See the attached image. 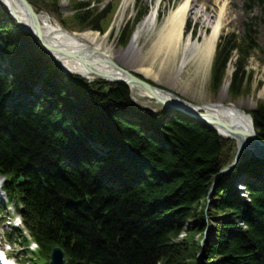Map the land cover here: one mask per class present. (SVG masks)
Segmentation results:
<instances>
[{"label":"trees","instance_id":"obj_1","mask_svg":"<svg viewBox=\"0 0 264 264\" xmlns=\"http://www.w3.org/2000/svg\"><path fill=\"white\" fill-rule=\"evenodd\" d=\"M253 5H264V0H245V11L253 10ZM145 15L138 13L126 32L123 30L121 44L127 43L133 27ZM85 17L79 14L74 20L81 24ZM253 21L245 24L244 42L252 43L256 36ZM88 24L100 30L98 24ZM233 48L229 39L217 44L213 62L217 77L223 75ZM236 48L240 54L241 45ZM3 57L11 70L0 69V170L16 174L33 167L41 171V176L30 177L35 184L42 177L46 183L30 199L29 209L42 213L40 234L64 248L69 264H175L176 240L185 223L191 222V227L203 233L207 230L204 220L216 213L228 214L230 220L218 230L217 240L213 237L205 242L204 260L264 264V187L250 189L247 185L248 200H242L233 187L244 169L260 176L261 163L219 174L229 159L223 162L221 138L206 127L184 119H173L161 127L154 121L151 123L162 136L157 139L120 121L118 110L130 105L127 87L65 77L39 41L24 33L0 6V59ZM237 64L229 87L232 95L243 84L241 64ZM63 80L71 84L64 85ZM29 82H42L45 97L41 94L37 101H21L12 107L11 96L28 89ZM105 88L109 90L106 95L102 93ZM250 114L256 134L264 140V106ZM95 125L98 133H105L104 128L118 131L114 139L124 141L121 155L79 157L87 154L81 150L87 148L89 138H96ZM102 137L98 134L96 139ZM65 158L77 159V167L65 166ZM112 170L122 171L114 183L105 177ZM216 196V205L208 202Z\"/></svg>","mask_w":264,"mask_h":264},{"label":"rangeland","instance_id":"obj_2","mask_svg":"<svg viewBox=\"0 0 264 264\" xmlns=\"http://www.w3.org/2000/svg\"><path fill=\"white\" fill-rule=\"evenodd\" d=\"M184 1L185 0H33V3L29 2V4L37 15L45 14L49 16L54 24L66 32L72 34H80L87 31L92 32L96 37V43L101 45V47L112 56L116 64L122 68H127L131 74L152 85V79L144 77L139 72L140 66L143 65L141 61L142 59H146L151 53L152 44L156 38V32L162 25L165 17L177 9ZM225 1L226 0H218V2H216V0H192L185 26V37L183 39V44L180 46L181 50H179L177 62L174 63L171 56H169L171 57L169 61L166 55L160 56L159 61L162 60L165 63V67L161 69L156 61L154 62V72L158 73L161 79H165V84L161 82H154L155 84H153L158 86L161 90L174 94V97L178 99L180 97V99L186 103H190L192 108L195 105L201 107L211 104H224L225 106L236 104L242 112L246 111L244 113L248 114L252 113L257 106H264V5H253V10L249 7L248 9L250 10L245 11V0H229L225 9L226 13L222 23L219 42L220 39H222L223 42L229 39L234 48L230 52L229 60L221 77L216 76L213 67L215 55L210 66L208 67L207 65L206 70L197 66L200 61L193 59L198 47H200L203 41L210 35L218 13L224 8ZM0 6H3L1 2ZM153 9H156L155 26L151 28H147L146 26L142 27L143 19ZM140 12L146 15L133 27L132 34L127 43L124 45L121 44L120 40L125 35V33L122 35L123 30L126 32L129 24H133V20ZM83 13L86 15V20H80L81 24H78L74 20V16ZM100 17H104L102 21H99ZM251 18L254 19L252 31L255 30L254 33L256 36L252 43H248L244 42L243 38L246 31L245 24ZM91 22H93V24H98L100 30L88 27V23ZM138 29H140L138 31L139 42L130 47V40ZM238 45H241L240 54L238 53V48H236ZM8 62L9 60L4 57L0 59V69L6 72H8L6 69L11 70ZM237 62L241 64L242 68L240 74L243 77L242 87L236 95H232L229 89L227 92H222L221 90L224 84L228 85V88L230 87L232 74L238 65ZM55 65L59 68V72H62L63 68L57 63H55ZM52 68L55 69L54 66H52ZM40 73H43V71L41 70ZM75 76L82 79V81L87 84H105L103 80L98 81V79L94 77L93 81L89 83L87 81L88 78L80 75ZM214 78H217L216 80L219 83L215 82ZM166 82H168V84H166ZM39 83L42 84V82ZM117 84L127 87L130 92V105L124 107L125 109H119V112L123 114L121 117L125 119H120V121L138 126L139 129L142 130L140 132H144L146 136L156 137L157 139L159 137L161 138L162 136L157 132V130L160 129L158 127L156 128L151 122H158V125L161 127L173 119H184L189 123L200 124L218 135L216 130L199 118L194 116L189 118V116L182 115L175 109H164V106L154 98L150 96L149 98L139 92L143 89H130V86L126 84L119 82H117ZM15 92L17 93L18 91ZM34 93L39 92L36 90ZM42 97H45V94H43ZM28 101H33V99L29 97ZM126 108L131 110L130 113H126ZM96 128L97 125H95L93 129L94 137L97 138L98 134H102L103 137L97 141L93 140V143L88 141L86 145L87 148L81 150L82 154H87L79 157L87 159L88 157H92L91 154H94L100 158H111L121 155L123 151L121 142L124 141L114 139L118 131L114 132L111 128L106 129L103 127L105 133H98L95 132ZM115 128L118 130L117 127ZM220 138L222 142V151L225 153L222 160L225 163L226 159H229L228 164L224 165L221 170H225L227 167L232 171L237 170L242 168V166H247V159L254 158L249 157L252 153L245 151L246 153L243 155V159L235 164L236 167L233 166V168H231L229 165H231L234 156L238 152V143L227 141L222 137ZM260 140L264 142V140ZM164 146L167 150H171L169 144H164ZM230 151L231 153L229 154ZM260 162L261 161H254V165L257 166ZM120 170H118V172ZM255 171L256 167L254 166V172ZM106 172L108 174L110 173L108 171ZM260 172V177L256 180L250 178V175L247 173L242 172L240 175L244 184L242 181H238V189L235 190H238L236 192L242 200H248V193L241 190L242 186L264 187L262 182L264 181V168L262 165L260 167ZM219 174H223V172ZM218 199L219 197L216 196L215 198L213 197L212 200L209 199L208 202L214 201L216 205ZM208 209L209 208L206 206L205 214L208 213ZM228 220H230L228 214L222 215L216 213L212 219L206 217L204 226L206 227L205 229H208L207 234H209L210 231L209 237H214L217 240L218 230H220L222 224L226 223ZM231 221L234 225H238V222L234 219ZM191 226V222H186L185 227L176 240L179 253L175 258V264H197L198 262H200V264L217 263H209L204 260L205 251L203 252L202 250L206 243L202 246V239H204L205 235H208L206 232L198 233V231ZM204 249L206 250L207 248L205 247Z\"/></svg>","mask_w":264,"mask_h":264},{"label":"bare ground","instance_id":"obj_3","mask_svg":"<svg viewBox=\"0 0 264 264\" xmlns=\"http://www.w3.org/2000/svg\"><path fill=\"white\" fill-rule=\"evenodd\" d=\"M2 1L7 6V8H9L13 12V14L17 17L23 28L29 30L30 24L28 22V19L24 11L18 5V3L15 0H2ZM216 2H218V0H216ZM228 3L229 0H226L223 6L224 8L221 9V11L218 13V16L216 17V22L213 25L210 35L203 41L201 46L198 47L197 52L193 57V59L200 61L199 64H197V66L201 69L206 70L207 65L209 67L213 60V57L216 52L217 44L219 43L222 23L224 21V15L226 13L225 9ZM191 4H192V0H185L184 3H182L177 9H175L172 13H170L167 17H165L162 25L156 32V38L154 40V43L152 44L151 53L146 58L147 60L142 59L141 61L143 65L140 66L141 68L139 72L144 77H148L152 79L153 83L161 82L165 84V79L164 78L161 79L158 73L154 72L155 69L154 62L156 61L158 62V66L161 69L165 67V63L162 60L159 61L160 56L166 55L168 61L172 57L174 63L177 62V56L179 50H181L180 46L181 44H183V39L185 37V33H184L186 28L185 26L187 22L188 13L191 8ZM3 8L6 9L4 6ZM36 23L38 24V27L43 33L46 44H48L53 49L57 48L59 52V53L53 52L54 55L56 56L55 58H58L57 61L55 60L54 61L57 64L61 65L62 68L65 69L66 71L86 77L88 78V80H93V77L98 79V81L107 80V85L109 86H116L117 82H120L130 86L129 87L130 89L140 90V87H137L135 84H133L130 81L128 82L122 77V75H120L118 72H116L115 70H113L108 66L109 64H107L108 61L106 60V58H109L113 62L115 61L112 58V56L101 47V45L96 43L95 41L96 37L92 32L87 31L80 34H72L69 32L65 33L56 24H54V22L51 20L49 16L45 14L37 15ZM155 24H156V9H153L143 19L142 27L146 26L147 28H151L155 26ZM139 30L140 29H138L133 34L132 39L130 40V47L139 42L138 40ZM92 49L98 50L102 52V54H99L98 56L89 54L87 50L91 53L92 51L90 50ZM70 52L75 53L76 55L68 56V53ZM47 56L52 60V58L49 55ZM123 69L127 70V68H123ZM127 71L129 72V70ZM60 81L61 80H58L57 82ZM62 83L64 85L71 84V82L65 80H63ZM153 83L151 84L152 87L154 88L153 90L154 94L153 93L150 94L149 92L143 90H140L139 92L143 95H146L147 97L150 96L151 98H154L156 94L158 95V97L168 100L171 104H176L177 106H181L182 110L186 111V113L189 112L193 113L195 111L197 112V115L204 114L207 122L211 126H213V128L216 130L219 136L222 137L223 139L230 142L238 143L239 141L238 137L234 134L232 135V132H230L229 129H234L237 132H239V134L243 133L244 136L246 135L249 137L256 136V132L252 125L250 113H248L249 114L248 116L247 114L244 113L246 111L242 112V110L238 108L236 104L233 105L229 104L227 106H225L224 104H211L208 106H201V107L195 105L192 108L191 107L192 105H190V103L186 104L182 102V99H180V97L178 99L176 97L170 96L169 93L165 92L164 90H163L164 92L161 91L158 88V86L154 85L155 83L154 84ZM166 84H168V82H166ZM28 85L30 86L31 89L39 88V86L36 83L31 84V82H29L27 83V86ZM228 89H229L228 85L224 84L222 86L221 91L227 92ZM165 108L166 110L169 109L168 107L164 106V109ZM130 111L131 110L127 109L126 113H130ZM179 112L182 115L189 116V118L192 117V115L190 114H186V113L183 114L181 111ZM119 115H122V113L119 112ZM245 151L247 150H245V148L243 147L239 153L238 158L239 157L241 158L246 153ZM235 156H237V153ZM249 157H254V161H262L261 158L264 157V146L254 145V153H252V155ZM239 161L241 160H238L237 162ZM238 181H242L243 183L242 177L240 175L237 176L234 180V182H238ZM215 186H216V182L214 181V185L212 187ZM254 188L256 187L253 186L250 189H254ZM241 190H243V192H248L245 186H242Z\"/></svg>","mask_w":264,"mask_h":264},{"label":"water","instance_id":"obj_4","mask_svg":"<svg viewBox=\"0 0 264 264\" xmlns=\"http://www.w3.org/2000/svg\"><path fill=\"white\" fill-rule=\"evenodd\" d=\"M18 5L20 6V8L24 11L28 22H29V30H26L25 28H23V26L20 24L19 20L17 19V17L13 14V12L7 8V6L3 3L2 0H0V2L6 7V9L8 10V12L10 13V15L12 16L13 20H15L19 26L21 27V29L31 35H33L41 44L42 49L55 61L58 60V58H55L56 56L54 55L53 52H58L57 48H52L50 47L48 44H46V41L44 40V36L43 33L41 32L40 28L38 27V24L36 23V17L37 14L32 10L30 4L28 3L27 0H15ZM63 32H66L65 30L62 29ZM92 51L91 53L87 50V52L89 54H93L98 56L99 54H102V52L98 51V50H90ZM59 53V52H58ZM76 55L75 53H68V56H74ZM106 60L108 61L107 64H109L108 66L110 68H112L113 70H115L116 72H118L120 75H122V77L127 80L128 82H132L133 84H135L137 87H140V89H143L147 92H149L150 94L153 93L154 88L152 87V85L142 81L140 78H138L137 76H134L133 74H131V72H128L127 70H124L122 67H120L118 64H116L115 62H113L112 60H110L109 58H106ZM107 81V80H106ZM120 83V82H119ZM161 90V89H160ZM163 91V90H161ZM164 92V91H163ZM166 92V91H165ZM168 93V92H167ZM154 94V93H153ZM172 97H174V94L169 93ZM155 100L158 101L159 103L163 104L164 106L170 108V109H175L178 111H181L183 113H186V111L182 110L181 106H177L176 104H171L168 100L162 99L160 97H158V95L155 94ZM182 102L186 103L185 101L182 100ZM187 104V103H186ZM184 106V105H183ZM186 114H190L196 118H199L200 120L204 121L206 124H208L209 126H211L207 120L205 119V115H197V112H189ZM213 128V126H211ZM214 129V128H213ZM229 129V128H228ZM215 130V129H214ZM230 132H232V135H236L238 137V152H237V156H235L234 159V164L238 161V156L239 153L241 151V149L244 147L245 150L249 151L250 153H254V145H258V146H264V142L261 141L257 136H244L243 133L239 134V132H237L234 129H229ZM233 164V165H234ZM232 165V166H233Z\"/></svg>","mask_w":264,"mask_h":264}]
</instances>
